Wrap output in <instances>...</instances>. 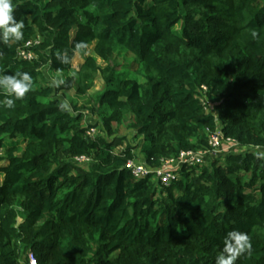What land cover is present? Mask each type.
<instances>
[{"label":"trees","instance_id":"16d2710c","mask_svg":"<svg viewBox=\"0 0 264 264\" xmlns=\"http://www.w3.org/2000/svg\"><path fill=\"white\" fill-rule=\"evenodd\" d=\"M13 4L24 38L0 43V74L33 87L0 109V264H215L233 230L252 244L235 264H264V0ZM185 151L205 162L167 187L126 168Z\"/></svg>","mask_w":264,"mask_h":264},{"label":"clouds","instance_id":"9594fccd","mask_svg":"<svg viewBox=\"0 0 264 264\" xmlns=\"http://www.w3.org/2000/svg\"><path fill=\"white\" fill-rule=\"evenodd\" d=\"M13 0H0V43L8 45L10 41H21L24 38L25 23L17 20L15 16ZM255 36L256 33L254 32ZM84 42L77 44V49L84 48ZM61 63H70L67 53H56ZM62 83V81L54 82ZM33 87V78L28 72H16L15 74H0V92L5 95L0 100V109H14L16 100H23ZM58 107L61 111L71 112L67 101L61 102ZM223 250L216 257L215 264H235L244 253L251 254L252 244L246 233L233 230L223 238Z\"/></svg>","mask_w":264,"mask_h":264},{"label":"built area","instance_id":"2783aa9c","mask_svg":"<svg viewBox=\"0 0 264 264\" xmlns=\"http://www.w3.org/2000/svg\"><path fill=\"white\" fill-rule=\"evenodd\" d=\"M39 43L38 40H30L23 46L19 52V56L27 61H33L35 59V54L32 51V47ZM89 134H95V130H92ZM229 147L231 149L236 142L228 140ZM209 145L212 148L210 151L218 153L222 146V136L220 131L212 133L209 138ZM209 151V152H210ZM221 152V151H220ZM206 153H200L195 151H185L182 152L177 159L162 160V164L158 168H151L145 162H135L130 161L126 168L130 170L133 176L137 180L147 178L149 175H153L156 180L160 182L162 186H169L174 181L179 178L180 171L184 167H199L205 162ZM87 160L86 158H81L80 161ZM29 264H38V259L34 254H29L28 256Z\"/></svg>","mask_w":264,"mask_h":264},{"label":"rangeland","instance_id":"374dc122","mask_svg":"<svg viewBox=\"0 0 264 264\" xmlns=\"http://www.w3.org/2000/svg\"><path fill=\"white\" fill-rule=\"evenodd\" d=\"M90 53H91V51L89 49L86 52H82V53L76 54L75 58L72 61V68H73V70H75V71L78 70L80 64H82V62L84 61V58L86 56H88ZM59 76H60V74H53V73H50V72L47 73V77H48L49 81L52 82V84L54 82H58V80H59L58 77ZM102 87H103V82H102V80H100V81H98L96 83L94 90H92L90 92V94L91 95L97 94L102 89ZM73 96H74V92L72 91V92L69 93V95H68V97H66V99L69 100L70 97H73ZM88 118L92 120L91 116H88ZM125 135L128 136V137H130V138L133 137V135H129V133H126ZM214 154H216V153H214Z\"/></svg>","mask_w":264,"mask_h":264}]
</instances>
